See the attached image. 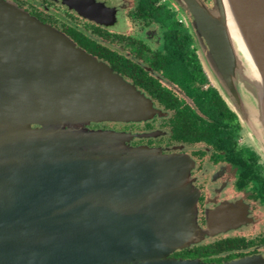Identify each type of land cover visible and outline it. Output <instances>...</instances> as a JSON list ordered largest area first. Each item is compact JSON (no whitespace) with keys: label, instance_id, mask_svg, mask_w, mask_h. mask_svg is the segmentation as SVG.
<instances>
[{"label":"water","instance_id":"95a60500","mask_svg":"<svg viewBox=\"0 0 264 264\" xmlns=\"http://www.w3.org/2000/svg\"><path fill=\"white\" fill-rule=\"evenodd\" d=\"M175 1L264 157V0ZM143 101L105 63L0 0V264H208L168 257L198 235L188 157L84 125L146 119Z\"/></svg>","mask_w":264,"mask_h":264},{"label":"flooded vegetation","instance_id":"af4514ba","mask_svg":"<svg viewBox=\"0 0 264 264\" xmlns=\"http://www.w3.org/2000/svg\"><path fill=\"white\" fill-rule=\"evenodd\" d=\"M5 1L105 63L151 109L146 119L86 126L188 157L198 235L168 257L264 264V158L204 66L192 16L175 0Z\"/></svg>","mask_w":264,"mask_h":264},{"label":"bare ground","instance_id":"6f19581e","mask_svg":"<svg viewBox=\"0 0 264 264\" xmlns=\"http://www.w3.org/2000/svg\"><path fill=\"white\" fill-rule=\"evenodd\" d=\"M227 28H228V31L231 33V35L235 38L238 47L241 48L243 53L248 57L250 62L253 64L252 58H251V56L247 50V47H246L244 40H243V38L239 32V29H238L236 23L234 22V20L232 19V17L230 15L227 18Z\"/></svg>","mask_w":264,"mask_h":264},{"label":"rangeland","instance_id":"374dc122","mask_svg":"<svg viewBox=\"0 0 264 264\" xmlns=\"http://www.w3.org/2000/svg\"><path fill=\"white\" fill-rule=\"evenodd\" d=\"M204 1H205V0H204ZM210 1H211V4H207V3L205 2L209 7L212 6V0H210ZM182 10H183V9H182ZM91 122H92V123H97V124H100V123L103 124V123L107 122V123H110V124L108 125V126H110V125H113L112 122H117V121H106V120H105V121H91ZM91 122H90V123H91ZM88 123H89V122H88ZM85 124H86V123H85ZM85 124H84V125H85ZM36 126H37L36 124H33V125H32V127H36ZM85 127H86L87 129H89V130H111V131H114V132H118V131L113 130V128L110 129L111 127H110V128H106V129H100V128H98V129H94V128H89V127L86 126V125H85ZM245 133H246V136H247V140L250 141V143H251V139L248 137V134H247L246 130H245ZM263 158H264V157H263Z\"/></svg>","mask_w":264,"mask_h":264}]
</instances>
